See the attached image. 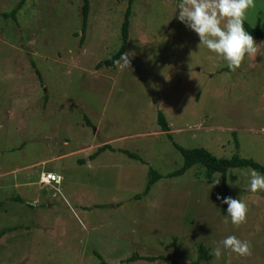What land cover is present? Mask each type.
Listing matches in <instances>:
<instances>
[{
  "label": "rangeland",
  "instance_id": "rangeland-1",
  "mask_svg": "<svg viewBox=\"0 0 264 264\" xmlns=\"http://www.w3.org/2000/svg\"><path fill=\"white\" fill-rule=\"evenodd\" d=\"M18 1L0 0V229L16 227L0 237V264H189L200 244L210 259L199 264H264V192L247 190L251 168H228L226 190L200 164L167 177L183 159L156 123L160 110L178 145L264 165V37L229 69L176 19L177 0H133L128 68H98L119 47L127 0H88L81 42L82 0H24L16 22L3 17ZM245 21L259 27L264 0ZM103 143L144 162L105 150L87 164ZM149 168L162 177L145 193ZM44 170L61 183L41 184ZM218 195L244 201L246 221L225 222ZM229 235L251 254L223 249Z\"/></svg>",
  "mask_w": 264,
  "mask_h": 264
},
{
  "label": "clouds",
  "instance_id": "clouds-1",
  "mask_svg": "<svg viewBox=\"0 0 264 264\" xmlns=\"http://www.w3.org/2000/svg\"><path fill=\"white\" fill-rule=\"evenodd\" d=\"M253 6L254 0H177L176 19L197 35L198 45H203L234 70L240 67L246 55L256 53L257 44L244 28L247 11ZM120 58L123 66L128 68L126 55L122 54ZM218 178L214 184L218 183ZM247 190L264 192V173L251 169ZM217 199L221 200V197L218 195ZM221 203L227 205L225 222L238 226L246 221L248 206L244 201L225 196ZM219 243L223 249L239 256L251 254L250 243L234 235L225 237ZM212 254L218 259L221 248H214Z\"/></svg>",
  "mask_w": 264,
  "mask_h": 264
},
{
  "label": "trees",
  "instance_id": "trees-1",
  "mask_svg": "<svg viewBox=\"0 0 264 264\" xmlns=\"http://www.w3.org/2000/svg\"><path fill=\"white\" fill-rule=\"evenodd\" d=\"M24 0H19L16 5L9 11V12H3L2 16L5 18H11L15 22L16 20V11L20 8V6L23 4ZM133 0H127V5L125 7L124 13H123V19L120 24V44L118 49L114 52L113 55L110 57L103 59L99 61L96 64V67L100 68L102 66L110 67V68H116L118 61L121 59V55L125 53L126 49V43L128 39V33H129V13L131 10V4ZM88 11H89V1L88 0H82L81 8H80V39L79 41L83 39V35L87 28V19H88ZM244 28L245 30L252 35L253 39H260L264 37V21L259 25L257 28L251 27L246 21L244 22ZM36 74L38 75V78L41 80V76L39 71L36 69ZM44 99H47V96L44 95ZM156 123L159 126L160 130L163 131L166 135V137L171 141L172 146L181 154L183 162L182 165L177 168L176 170L167 173L165 176L167 177H173L183 174L186 170H188L190 167H192L195 164H200L204 167L205 173L204 176L207 180L211 179V176L214 172H219L221 176V182L222 187L224 190H226V171L230 167H250L251 169H256L260 173H264V165L259 164L255 160L247 157H242L237 153H233L231 156L227 158H219L214 156L212 153H210L206 148L204 147H191V148H184L180 145H178L176 142L173 141L172 135L170 132V126L164 116V114L159 110L156 114ZM234 143L235 147L237 146L236 138L234 137ZM105 150L110 151H119L124 154H126L129 158L144 162L143 159L136 153L131 152L126 149L122 148H114L109 143H103L99 147H97L92 153H90L86 160H93L95 157H97L101 152ZM80 161V160H79ZM162 175L155 171L152 168H149L148 171V179L145 185L144 192H148L150 187L160 178ZM223 199V198H222ZM14 200H19L18 197H14ZM226 204L221 203V210L223 213L226 211ZM16 227H9L7 229H0V237L5 234L7 230H13ZM94 254L101 259L100 254L97 252H94ZM135 257L144 258L146 260H156V259H162L164 261H171L173 264H178L174 260H170L164 255H157V256H145L140 257L138 255H130L127 260H132ZM210 259V254L208 252V248L204 245L200 244L198 248V254L195 258V260L191 261L189 264H199L201 261H208ZM99 264H105L103 260L100 261Z\"/></svg>",
  "mask_w": 264,
  "mask_h": 264
},
{
  "label": "built area",
  "instance_id": "built-area-1",
  "mask_svg": "<svg viewBox=\"0 0 264 264\" xmlns=\"http://www.w3.org/2000/svg\"><path fill=\"white\" fill-rule=\"evenodd\" d=\"M62 181V175L50 170L41 171L39 174V182L43 185L57 186Z\"/></svg>",
  "mask_w": 264,
  "mask_h": 264
},
{
  "label": "crops",
  "instance_id": "crops-1",
  "mask_svg": "<svg viewBox=\"0 0 264 264\" xmlns=\"http://www.w3.org/2000/svg\"><path fill=\"white\" fill-rule=\"evenodd\" d=\"M56 160H58V157H56V158H54V162L56 161ZM94 160V159H93ZM87 161V164H89L92 160H86ZM53 172H55V171H53ZM56 173H59V172H56ZM59 174H61V173H59ZM79 205H81V204H79ZM82 206V205H81Z\"/></svg>",
  "mask_w": 264,
  "mask_h": 264
}]
</instances>
